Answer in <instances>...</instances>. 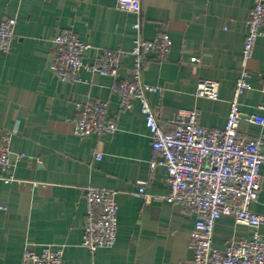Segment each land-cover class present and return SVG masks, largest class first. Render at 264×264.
<instances>
[{"label":"crops","instance_id":"1","mask_svg":"<svg viewBox=\"0 0 264 264\" xmlns=\"http://www.w3.org/2000/svg\"><path fill=\"white\" fill-rule=\"evenodd\" d=\"M140 1L141 15L119 9L117 0H0V22L17 20L11 51L0 52V126L13 132L11 150L27 157L15 171L17 181H0V264H22L26 249L40 253L46 245L64 247V264L193 263L189 245L196 215L178 204H147L137 196L140 181L149 182L153 195L169 191L167 170H151L156 155L140 103L122 110L110 76L84 72L83 82L60 80L50 70L53 39L73 31L91 45L84 61L95 64L103 50L131 51L136 40L153 41L160 30L167 31L171 52L164 60L146 57L143 75L147 84L162 89L148 96L160 124L173 132L177 111L194 109L203 126L223 129L255 0ZM124 65L119 79L129 76L133 57ZM248 69L251 89L240 99L239 135L257 139L264 125L251 119L264 116V36ZM205 80L219 82L217 101L197 96ZM92 101L110 103L109 117L118 127L114 135H75L76 105ZM262 172L252 208L264 216ZM89 186L119 193L118 241L95 254L83 246ZM251 237V229L233 216L222 217L214 232L221 250Z\"/></svg>","mask_w":264,"mask_h":264},{"label":"built area","instance_id":"2","mask_svg":"<svg viewBox=\"0 0 264 264\" xmlns=\"http://www.w3.org/2000/svg\"><path fill=\"white\" fill-rule=\"evenodd\" d=\"M119 9L136 15L142 14L140 0H117ZM15 18L0 22V52L11 51L15 38ZM140 29V23L135 24ZM264 0H255L242 52V70L230 103L226 126L214 129L200 123V113L194 109H180L176 113L175 130L166 131L153 110L149 94L162 89L147 84L144 79L145 59L155 55L164 60L171 52V39L167 31L160 30L153 41L138 39L131 51H102L95 64L84 61L91 45L80 40L71 30H65L53 39L50 70L68 83L83 82V73L110 76L115 79L113 93L120 107L131 111L134 102L140 103L146 126L152 139L156 159L151 170L164 167L168 174L169 191L164 195L149 192L148 181L139 182L137 196L147 204L167 201L181 205L197 217L191 233L189 248L194 254L192 264H264V216L253 211L262 189L264 168V135L246 139L239 135L244 115L240 109L242 95L251 89L249 62L254 56L260 37L264 36ZM132 56L134 65L129 76L119 79L124 60ZM220 84L205 80L199 83L197 96L217 101ZM264 110V105L261 107ZM75 135L81 139H103L114 135L116 122L109 117L108 101H92L76 105ZM251 121L264 125V116ZM13 132L0 126V181H17L15 171L25 154L11 150ZM94 157L102 159L95 151ZM118 191L89 186L85 189L87 218L84 226L83 246L95 254L99 249L113 248L118 241ZM233 216L240 225L252 231L251 238L231 242L225 250L216 247L214 232L218 221ZM62 246L46 245L38 253L26 249L22 264H64Z\"/></svg>","mask_w":264,"mask_h":264}]
</instances>
